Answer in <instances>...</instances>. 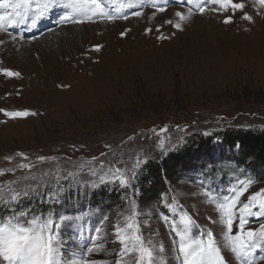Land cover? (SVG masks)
<instances>
[{"label":"rangeland","instance_id":"374dc122","mask_svg":"<svg viewBox=\"0 0 264 264\" xmlns=\"http://www.w3.org/2000/svg\"><path fill=\"white\" fill-rule=\"evenodd\" d=\"M187 9L188 5H182L181 0H169L163 13L145 6L141 16H134L130 13L141 9H125L128 19L85 22L87 25L82 24L85 27L98 28L86 29L87 35L81 39L71 40L73 35H69L62 42L53 41L49 48L39 52L32 48L24 54L4 37L15 34L13 37L17 40L21 31L25 36L27 29L16 26V30H12V26H8L6 31H0V69L20 73L18 77H8L0 72V109L36 113L12 119L0 112V169L16 168L14 173L6 171L0 176V185L7 186L8 181H18L13 187L31 184L37 189L39 185L37 191L21 197L18 203L0 202V219H7L13 211L21 210L29 211L28 218L49 214L72 217V221L60 229L63 253L67 257L73 251L79 252L82 245L91 246L92 229L108 215L106 251L114 253L119 245L112 243L110 225L115 222L117 213L128 207L125 197L131 198L133 190L123 189L118 183L87 187L85 182L98 179L87 171L77 177L79 183L68 179L57 184L51 177L57 169L61 170V175L76 171L81 163L93 157L99 158L92 163L97 168L99 160L105 165H130L134 154L140 152L147 155L148 162L141 165L133 183L138 207L150 213L144 234H156L153 238L168 249L167 264H177L171 254L172 235L160 219V214L170 213L162 200L158 205L141 198L139 188L146 168L179 153L188 139L200 137L216 144L213 160L223 157L230 169L238 165L234 168L238 177L234 175L230 179L232 184L237 178H246L238 173L242 154L236 149V152L231 151L232 155L230 147L217 134L230 129L264 132V9L259 5L254 7L253 0H246L245 10L253 15L252 22L242 19L237 12L231 24H224L222 15L208 13H194L182 22V30L165 23L169 19L175 23L178 19L175 12H187ZM5 11L0 8V13ZM62 12L57 8L52 13L53 30L76 25H58L56 20ZM209 25L213 27L211 33ZM68 32L73 33V29ZM121 33L126 34L122 36ZM196 35L202 41L194 45L193 36ZM31 43L27 42L30 47ZM96 46H100L99 51ZM74 48L79 50L73 51ZM164 128L167 131L160 132ZM160 139L166 141V154L158 147ZM16 153L26 154L28 161ZM39 156L57 159L40 162ZM7 157L13 159L9 161ZM252 161L248 162L252 164ZM27 162L35 164L31 171L17 167ZM207 162L202 161L203 169L215 171L217 178L229 175L224 172L222 163ZM245 168L249 170L252 166L249 164ZM25 176L39 179L25 181ZM248 177L255 183L242 200L264 189V182L257 181L254 174ZM196 181V176L177 182L167 180L165 195L169 201L174 197L202 228L213 229L219 234L218 226L209 220V217L217 218L215 207L206 200L205 186ZM61 186L63 191H60ZM228 186L212 190L223 194ZM112 190L122 193V201L106 203V207L90 203L94 191L107 196ZM50 191L59 192L55 201L49 198ZM39 193L38 203L44 210L29 202L38 199ZM78 204L84 206L79 208ZM260 222L264 221L252 218L249 226L256 228ZM261 256L264 252L258 250L255 264H264ZM89 258L115 257L102 252Z\"/></svg>","mask_w":264,"mask_h":264},{"label":"snow or ice","instance_id":"6c2138e0","mask_svg":"<svg viewBox=\"0 0 264 264\" xmlns=\"http://www.w3.org/2000/svg\"><path fill=\"white\" fill-rule=\"evenodd\" d=\"M169 0H0V8L6 11L0 16V31H6L8 26L28 24L35 28L43 19L57 9L63 10L56 20L58 25L83 24L94 22L96 19L114 21L116 19H128L125 9L139 8L130 14L141 16L145 6H151L157 12L167 10ZM182 5H188L187 12L176 11L175 23L167 20L165 23L182 30V22H186L194 13L200 15L216 14L223 16L224 24H231L233 16L239 12L241 18L249 22L253 21V15L246 11V0H181ZM259 5L264 9V0H253V6ZM155 13H153V16ZM151 31V29H146ZM159 31V28H157ZM126 33H121L125 35ZM15 38V37H13ZM100 46H96L99 51ZM3 75L18 77L20 73L8 69H0ZM6 117L16 119L29 115H36L28 111H7L0 109ZM167 129H160L166 132ZM129 139H132L131 137ZM110 147V146H107ZM158 147L166 154L165 139H160ZM17 156L28 161L24 153H16ZM101 155H105L102 153ZM11 161L12 157H7ZM56 157L39 156L37 160L45 162L56 160ZM70 159V158H69ZM99 158L93 157L90 161L83 162L76 171H68L61 175L60 169L52 175L57 184L61 180L79 183L77 177L81 172L87 171L97 180L85 182V186L97 188L106 183H118L123 189L131 188L133 194L128 200V207L118 212L116 220L110 225L112 243L119 245L118 251L110 253L106 251V241L109 233L106 230L109 216L104 215L98 225L92 229L90 237L91 246L82 245L79 252L73 251L67 257L63 253V241L60 239V229L63 224L72 221V217L65 215L47 217L32 215L29 211H13L7 219H0V264H167L165 255L168 249L164 243L153 238L156 234L145 236L144 227L147 224V216L137 205L135 200L134 181L136 180L141 165L148 162L146 154L137 152L130 165L116 166L99 160L98 168L93 167V161ZM20 169L31 171L35 164L32 162L17 165ZM6 171L15 172L16 168L0 169V176ZM47 175V174H45ZM27 180H38L36 176H25ZM18 181H8L7 186L0 185V202L18 203L21 197H28L30 192L37 191L31 184L23 187H13ZM255 183L250 177L237 178L230 184L223 194L216 193L211 188L204 191L208 203L215 207L217 218L209 220L217 225L219 234L213 229H205L196 223L194 218L185 211L179 202L173 197L171 201L167 196H162L164 207L170 215L160 214V219L168 226L172 235L171 254L177 264H255L256 254L264 252V222H260L256 228L250 227L252 218L264 221V189L253 192L245 197L249 188ZM63 191V187H60ZM49 198L56 200L59 192L48 193ZM145 217V219H141ZM82 219V218H77ZM83 227V225H81ZM195 230V231H194ZM105 253L114 256V259H90L94 253ZM260 259L264 260V256Z\"/></svg>","mask_w":264,"mask_h":264},{"label":"trees","instance_id":"16d2710c","mask_svg":"<svg viewBox=\"0 0 264 264\" xmlns=\"http://www.w3.org/2000/svg\"><path fill=\"white\" fill-rule=\"evenodd\" d=\"M217 135L220 140L223 139L227 143V145L230 147V152H236V149H238L239 154H242L241 158L239 159V163L241 165L239 168H245L250 164L252 168L249 170L246 169L248 174H254L257 181L264 182V132L230 129L226 132H219ZM215 145L216 144L212 140H204L200 137L188 139L187 143L182 146L179 153L168 156V158L164 159L161 164H149L146 168V171L144 172L141 181V188H139L142 191L141 198H147L148 200L155 201L158 203V205H160L162 196L167 193V187L165 183L167 180H170L171 182H177L185 178H192V176H196L197 179H200L201 177H207L210 180H228L229 176L235 173L234 168H237L238 165H232V168L230 169L223 157L221 159L216 158L213 160L212 152L216 150V148H214ZM231 154L234 155L232 152ZM252 159L253 161L251 164L248 161ZM205 160L208 161L207 163L211 164L213 162H218V165L219 163H222V166L225 165L224 172L226 174L228 173L229 175L227 177L222 175L221 177L219 176L217 178L215 176V171L203 169L202 161ZM243 171L244 170L239 171L238 173H243ZM40 194L41 193H39L38 199L29 200V202H32L37 206H41V204L38 203L40 200ZM93 194L94 195H92L89 200L90 203L94 205H96V203H101L99 205L105 207L107 206L106 203L110 204L115 203L118 200L122 201L123 198L121 195L122 193H119L117 190H112V193L107 196H103L105 194L103 192L99 193L98 191H94ZM84 204L86 203L84 202ZM78 206L81 208L84 205L81 206V204H78ZM41 207L44 210V207ZM160 209H162L164 212L166 211L164 207H160ZM99 212L101 213V211Z\"/></svg>","mask_w":264,"mask_h":264},{"label":"bare ground","instance_id":"6f19581e","mask_svg":"<svg viewBox=\"0 0 264 264\" xmlns=\"http://www.w3.org/2000/svg\"><path fill=\"white\" fill-rule=\"evenodd\" d=\"M51 21H52V19L50 17L46 18L45 22H38V24H37V26L35 28H31V32L33 34L40 33L38 36H36L35 39L29 40L30 42H32L31 44H33V45H31V47L27 44V42H29L28 40H25V41H21L20 40L19 41L18 39L16 40V38L13 39V36H11V35H7L4 38H6L5 40L7 41V43H9V41L12 42V43H9V44L10 45L11 44L14 45L15 49L20 50L21 54H24V53L29 52L32 48H33L32 51H34V52H37L38 50H43L44 48H49V47L52 46L51 43L53 41L58 42V41L61 40V42H62V40L67 38V36H69V35L70 36L73 35L71 40L75 39L76 37L81 39L82 37L87 35L86 29H88L87 31H89V30H95L94 28H98V27H93L91 25H88V27H85L82 24H76V25H73L74 27H72V28L62 27L60 29L53 30ZM68 24H70V23H68ZM83 24H85V23H83ZM88 24H91V23H88ZM85 25H87V24H85ZM204 25L206 26L205 23H204ZM24 26H25V24H23V27ZM100 27L101 28H106V26H103V25H101ZM69 29H73V33L68 32ZM212 29H213V27L211 25H209V32L210 33H211ZM193 37H194L193 38L194 45L196 43H200L202 41V40L200 41V38H199L200 36H198V35L193 36ZM66 41H68V40H66ZM37 47H41L42 49H35ZM77 50H79V49L78 48H74L73 49V51H77Z\"/></svg>","mask_w":264,"mask_h":264}]
</instances>
